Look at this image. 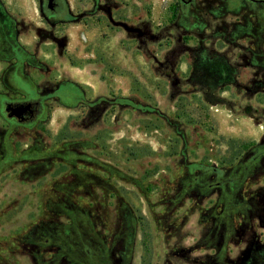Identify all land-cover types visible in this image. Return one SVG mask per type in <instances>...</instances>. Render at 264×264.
<instances>
[{"label": "rangeland", "instance_id": "rangeland-1", "mask_svg": "<svg viewBox=\"0 0 264 264\" xmlns=\"http://www.w3.org/2000/svg\"><path fill=\"white\" fill-rule=\"evenodd\" d=\"M66 3L55 33L20 38L83 102L53 97L39 131L18 132L17 150L38 135L64 173H0V202L20 205L0 215V264H264V174L237 207L202 185L264 152V5Z\"/></svg>", "mask_w": 264, "mask_h": 264}, {"label": "flooded vegetation", "instance_id": "flooded-vegetation-1", "mask_svg": "<svg viewBox=\"0 0 264 264\" xmlns=\"http://www.w3.org/2000/svg\"><path fill=\"white\" fill-rule=\"evenodd\" d=\"M19 1L0 0V117L3 121L0 125V132L4 129L6 132L3 135L0 134L3 149L0 173L9 165L24 163L26 167L23 166L22 171L26 173L32 171L30 174L36 176L47 174L50 171L53 174H63L64 167H59V162L65 161L64 156L55 150H43L40 138L35 134L32 135L25 148L17 150L21 147L19 143L23 142L18 132L22 129L39 131L40 125L49 116L47 113L49 99L68 98L73 102H83V99L68 94L71 89L75 91L76 85L71 86L61 78L58 83L53 80L47 70L48 64L36 54L40 50L39 45H33V41L22 40L20 36L30 35L34 25L39 26L37 37L49 36L51 32L55 33L59 25L67 21L65 16L68 5L66 0H24L23 3ZM179 1L181 4L183 2L187 4L189 0ZM27 4L30 6L25 8ZM30 11L38 15V22L28 16ZM26 19H30V22H26ZM54 160L57 161L58 166H49L50 161ZM71 169L75 167L72 166ZM211 171L214 175L212 182L202 185L208 190L229 186L235 197L233 205L237 207V196L249 175L255 174L258 179V176L264 174V152L253 154L246 163L242 164L239 171L240 177H233L235 172L232 176H223L219 170L212 169ZM17 204L18 202H0V215L8 216L11 210L20 206ZM44 222H49V220L46 219ZM34 232L32 228L31 234ZM44 242L55 246L53 241L48 243L47 238ZM36 244L37 241L24 242L21 249L30 254L36 249L34 247ZM60 245L56 246L58 250H61ZM60 254L65 256L64 253Z\"/></svg>", "mask_w": 264, "mask_h": 264}, {"label": "water", "instance_id": "water-1", "mask_svg": "<svg viewBox=\"0 0 264 264\" xmlns=\"http://www.w3.org/2000/svg\"><path fill=\"white\" fill-rule=\"evenodd\" d=\"M249 2H262L264 3L262 0H248ZM186 3L183 2L182 6L183 8L185 7Z\"/></svg>", "mask_w": 264, "mask_h": 264}]
</instances>
